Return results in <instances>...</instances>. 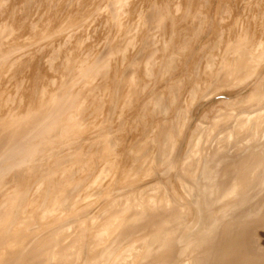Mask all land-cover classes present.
<instances>
[{
  "label": "rangeland",
  "instance_id": "1",
  "mask_svg": "<svg viewBox=\"0 0 264 264\" xmlns=\"http://www.w3.org/2000/svg\"><path fill=\"white\" fill-rule=\"evenodd\" d=\"M207 258L264 264V0H0V264Z\"/></svg>",
  "mask_w": 264,
  "mask_h": 264
},
{
  "label": "water",
  "instance_id": "2",
  "mask_svg": "<svg viewBox=\"0 0 264 264\" xmlns=\"http://www.w3.org/2000/svg\"><path fill=\"white\" fill-rule=\"evenodd\" d=\"M242 93H243V92H242ZM242 93H240V94H238V95H236V96H234V97H226V96H218V97H214V98L208 100L204 105H201V106L199 107V109H202V108H203L205 105H207L208 103H211V102L216 101V100H220V99L232 100V99H234V98H238V97H240V96L242 95ZM196 119H197V118H193V119H192L191 123L189 124L188 128H187L186 131H185V134H184V136H183V140H182V142H181V145H180V148H179V151H178V157H179V154H180V152H181V150H182V147H183V145H184L185 139H186V137H187V135H188V133H189V131H190L192 125H193L194 122L196 121Z\"/></svg>",
  "mask_w": 264,
  "mask_h": 264
},
{
  "label": "bare ground",
  "instance_id": "3",
  "mask_svg": "<svg viewBox=\"0 0 264 264\" xmlns=\"http://www.w3.org/2000/svg\"><path fill=\"white\" fill-rule=\"evenodd\" d=\"M199 248V247H198ZM210 249V248H209ZM199 250V249H198ZM196 251H197V249H196ZM207 251V250H206ZM209 251V250H208ZM195 252V251H194ZM200 253V252H199ZM201 253H205V251L203 250V252H201ZM207 255H211V254H207ZM206 259V258H205ZM205 259H201L202 261L200 262H198L197 264H209L208 262H209V260H210V258L208 259L207 258V260H206V262H203ZM211 261H212V259H211ZM214 261V260H213ZM215 262V261H214ZM216 263V262H215ZM212 264H214V263H212ZM219 264V263H218Z\"/></svg>",
  "mask_w": 264,
  "mask_h": 264
}]
</instances>
